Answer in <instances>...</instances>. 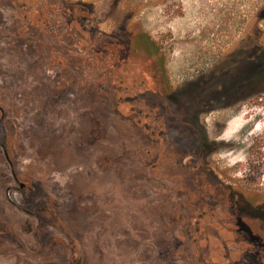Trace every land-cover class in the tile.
Listing matches in <instances>:
<instances>
[{"label": "rangeland", "instance_id": "rangeland-1", "mask_svg": "<svg viewBox=\"0 0 264 264\" xmlns=\"http://www.w3.org/2000/svg\"><path fill=\"white\" fill-rule=\"evenodd\" d=\"M263 56L264 0H0V264H264Z\"/></svg>", "mask_w": 264, "mask_h": 264}, {"label": "trees", "instance_id": "trees-1", "mask_svg": "<svg viewBox=\"0 0 264 264\" xmlns=\"http://www.w3.org/2000/svg\"><path fill=\"white\" fill-rule=\"evenodd\" d=\"M134 42H135V46H134V51L136 53L139 52H143V55L145 56V59L148 61L147 62V66L150 67V65L154 68H158L160 70L163 69V59L159 56V52L160 50L157 48L156 43L150 38V36H148L147 34H137L134 37ZM113 47L116 46V48L118 47V50H121V45H112ZM115 52H117V49L114 50ZM130 55H127V58H129ZM261 60H264V56L261 58ZM256 78V82L259 83V86L264 85V71H262L259 74H256L255 76ZM210 85L208 86H204L203 88H201V94L202 93H208V89ZM259 91L261 93L264 92V86L259 87ZM258 91V92H259ZM200 97V96H199ZM196 98V96L194 97ZM190 100V99H189ZM185 102L190 103V101H188L187 99H185ZM202 147L205 149L206 144L203 140L202 142Z\"/></svg>", "mask_w": 264, "mask_h": 264}, {"label": "flooded vegetation", "instance_id": "flooded-vegetation-1", "mask_svg": "<svg viewBox=\"0 0 264 264\" xmlns=\"http://www.w3.org/2000/svg\"><path fill=\"white\" fill-rule=\"evenodd\" d=\"M264 209V208H263Z\"/></svg>", "mask_w": 264, "mask_h": 264}]
</instances>
